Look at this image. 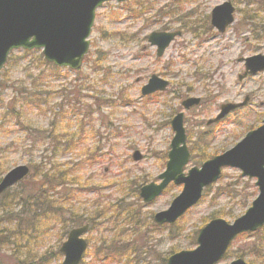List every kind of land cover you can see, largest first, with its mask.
Returning <instances> with one entry per match:
<instances>
[{"label": "rangeland", "instance_id": "obj_1", "mask_svg": "<svg viewBox=\"0 0 264 264\" xmlns=\"http://www.w3.org/2000/svg\"><path fill=\"white\" fill-rule=\"evenodd\" d=\"M224 1L229 0L105 2L96 12L90 48L78 70H51L39 49L10 53L0 74V179L10 169L28 165L30 178L38 182L33 166L46 171L54 163L58 169L49 173L68 178L54 191V217L41 218L22 201L10 207L9 217L0 209V239L10 217L23 233L18 241L5 231L0 264H40L42 257L45 264H61L59 249L73 227L65 233L67 223L58 217L63 212L65 221L76 212L84 216L82 224L89 216H101L85 235L89 248L81 264H165L172 252L194 248L198 230L211 219L233 222L244 214L257 196L256 179L233 167L225 168L173 225L158 226L153 215L169 206L182 185L171 183L150 203L140 196V188L159 182L166 168L174 137L171 120L184 110L183 100L201 99L199 106L184 110L192 151L186 170L232 148L263 122L264 71L242 81L238 77L245 70L244 58L264 54V0H230L235 21L219 33L211 25V12ZM153 31L181 35L157 57L148 42ZM153 74L169 82L167 89L142 95ZM247 97L245 107L206 125L222 103ZM136 151L140 159L133 157ZM28 189L22 182L8 195ZM114 217L122 234H113ZM135 222L138 236L131 234ZM127 244L137 252L134 256ZM117 246L124 255L111 251ZM239 257L264 264V227L238 236L218 264Z\"/></svg>", "mask_w": 264, "mask_h": 264}, {"label": "water", "instance_id": "obj_2", "mask_svg": "<svg viewBox=\"0 0 264 264\" xmlns=\"http://www.w3.org/2000/svg\"><path fill=\"white\" fill-rule=\"evenodd\" d=\"M112 0H0V74L10 53L17 49H41L44 58L59 67L79 69L84 56L88 53V39L94 25L96 10L104 2ZM124 1V0H117ZM234 5L225 1L211 12V24L220 32L234 22ZM181 32L154 31L149 36L152 45L158 46V56ZM246 72L239 76L243 79L248 73L255 74L264 70V54L245 59ZM168 81L152 75L142 87L147 95L167 88ZM241 103H224L221 112L208 121L216 122L229 112L244 106ZM200 103V98H187L182 102L189 109ZM171 125L175 135L170 144L166 170L159 175L160 183L144 185L140 195L148 203L158 197L173 181L183 184L182 191L172 200L169 207L154 215L158 224H173L185 212L194 206L203 196L204 189L217 181L226 166L237 167L243 176L255 177L259 189L258 196L247 211L229 223L225 219L215 218L198 231V246L191 250H182L172 254L166 264H216L226 253L230 243L240 233L256 231L264 225V120L258 128L249 131L235 146L220 155L205 161L200 167L194 166L188 173L184 168L190 160L187 135L184 127V113H177ZM135 159L140 153L135 152ZM30 173L28 165H18L10 169L0 181V195L9 187L25 179ZM89 225L72 228L60 247L64 255L61 264H80L88 249L83 237ZM229 264H248L238 258Z\"/></svg>", "mask_w": 264, "mask_h": 264}, {"label": "trees", "instance_id": "obj_3", "mask_svg": "<svg viewBox=\"0 0 264 264\" xmlns=\"http://www.w3.org/2000/svg\"><path fill=\"white\" fill-rule=\"evenodd\" d=\"M25 52L28 53L29 51H25ZM40 56H41V58H43L42 55H40ZM42 62L45 63L53 71H58L60 69V67H57L54 64L47 62L45 59ZM33 169H34V171H33L34 175H37L36 178H38L40 176L41 181L35 182L32 180V178H30V176H28L24 181H22L29 188L28 191L26 192V194L23 190H21L17 195L12 197V196L8 195L9 190H7L0 196V209H1V211H7L8 217L12 213V211L10 209L16 207L17 204H20V201L23 202L24 207L26 205H29L30 207H32V206L35 207L34 209H32V212L37 211L38 212L37 216H39L41 218L45 217L46 215H50L52 217L55 216L54 215V206H55V201H56L55 200L56 194H54V191L57 187L64 186L65 182H66V178H68V177L55 178L57 176V173H53V174L49 173V171L51 172L52 170L58 169V167H56V163H54V166L52 168L45 169L46 171H44V169L39 170L38 166H35V165L33 166ZM67 196H68V194L64 196V199ZM41 211H43V213H40ZM63 213L60 215L58 214V217L60 218L61 223H63V224L67 223V225L64 228L65 233H66V229H68L70 226L75 227V226L83 225L81 223V221H82V219H84V216H78V213L76 212L75 214H71L72 216L68 220L65 221L66 218L64 217ZM90 214H92V213H90ZM129 215H130V213H129ZM99 217H101L100 214H99V216L94 214V216H89L88 218H86V223L90 225V229H93V227H95V225L99 224V223H96V221H97V219H99ZM15 221L16 220L12 217L8 218L9 227L6 226L5 228H2L4 232L1 231V233H2L1 239H0L1 244H3V242L5 240V237L3 236V234L5 235V231H9L10 234H12V237L14 236L15 239L16 238L18 239V241L23 236V233H20L21 230L20 231L15 230L17 228L15 226ZM112 223L114 224V225H112L113 234H117V235L122 234L123 227H122V229L120 228L121 227V226H119L120 223L116 220V217H114V220ZM11 224H13V225L10 226ZM135 225H136V222L133 223V225L131 227V230H132L131 234L133 236L134 235L138 236V235H140L141 232L137 231ZM12 227H14V228H12ZM116 240L117 239H115L113 242L115 243ZM117 242L119 243L120 241L117 240ZM117 242L115 244L119 245ZM125 247L129 248V251H131L132 256H134L137 253V252L134 253V250L130 249L132 247V244H127ZM116 248L111 250L114 254L124 255V252H123L124 250H120L121 249L120 246H117ZM56 253H57L56 256H60V253L58 251ZM44 260H45V257H42L41 260L37 259V261H39L40 264H45ZM166 260H167V258L164 259L165 262H166Z\"/></svg>", "mask_w": 264, "mask_h": 264}]
</instances>
